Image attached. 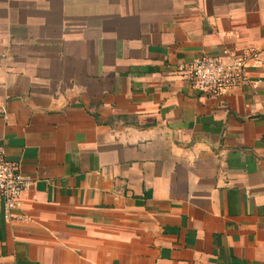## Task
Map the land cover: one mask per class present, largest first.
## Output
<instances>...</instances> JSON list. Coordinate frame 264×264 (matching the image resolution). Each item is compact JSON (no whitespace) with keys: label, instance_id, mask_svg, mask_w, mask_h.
Listing matches in <instances>:
<instances>
[{"label":"crops","instance_id":"crops-1","mask_svg":"<svg viewBox=\"0 0 264 264\" xmlns=\"http://www.w3.org/2000/svg\"><path fill=\"white\" fill-rule=\"evenodd\" d=\"M0 145L32 181L0 264H264V0H0Z\"/></svg>","mask_w":264,"mask_h":264},{"label":"built area","instance_id":"built-area-1","mask_svg":"<svg viewBox=\"0 0 264 264\" xmlns=\"http://www.w3.org/2000/svg\"><path fill=\"white\" fill-rule=\"evenodd\" d=\"M255 57L251 48L225 51L220 56L201 54L187 66V80L202 94L221 96L248 82L250 63ZM31 185L32 181L20 173L18 165L4 158V149L0 145V202L4 220H10L11 212L19 209L21 196Z\"/></svg>","mask_w":264,"mask_h":264}]
</instances>
